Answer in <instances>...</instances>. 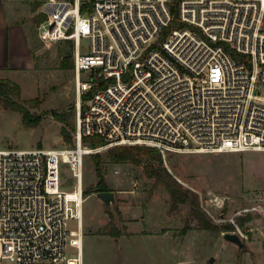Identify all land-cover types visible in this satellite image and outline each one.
Here are the masks:
<instances>
[{
  "label": "built area",
  "instance_id": "obj_1",
  "mask_svg": "<svg viewBox=\"0 0 264 264\" xmlns=\"http://www.w3.org/2000/svg\"><path fill=\"white\" fill-rule=\"evenodd\" d=\"M39 12L42 42L73 43L74 145L5 147L0 129V264H84L86 155L264 151V0H44ZM95 135L103 144L84 141Z\"/></svg>",
  "mask_w": 264,
  "mask_h": 264
},
{
  "label": "rangeland",
  "instance_id": "obj_2",
  "mask_svg": "<svg viewBox=\"0 0 264 264\" xmlns=\"http://www.w3.org/2000/svg\"><path fill=\"white\" fill-rule=\"evenodd\" d=\"M25 1L30 6H36L34 16L41 18L39 9L44 0ZM87 43L84 39L83 45ZM31 44L35 50L36 69L26 79L11 81L21 87V93L13 98L22 103L34 100L37 107L29 109L32 114L40 115L42 121L29 126L21 112L0 104L3 145L13 148L71 147L74 145L78 101L73 43L63 40L48 47L40 40L35 29ZM81 80L90 81V73L82 72ZM54 112L64 113L69 118L72 126L68 127L70 140L62 136L61 130L66 125L53 117ZM106 153L101 152L106 160V181L116 192L117 203L107 207L96 192H91L98 182L94 163L96 154L86 155L83 178L86 199L82 221L84 238L95 233L105 234L101 233L104 230L120 232L119 235L110 236H123L126 247L129 243L139 245V236L147 235L144 242L152 244L155 235L165 234L166 246L173 235L174 244L178 246V252H174L173 257L175 260L178 256L179 264H207L211 256L217 257L213 264H264V151H170L165 160L163 158L165 167L173 177L198 194L202 209L214 224L210 229L198 226L189 204H180L177 210H173L165 186L157 183L155 178H149L143 166L131 162H112ZM62 170L63 187L71 190L75 179L67 165H63ZM85 190L90 193L87 194ZM70 226L76 229V220H72ZM227 231L243 234L246 248L240 250L225 240L223 234ZM170 255L166 251L163 253L164 264H170ZM120 257V251L116 248L115 258L109 264H120ZM124 264L150 263L146 259L130 256Z\"/></svg>",
  "mask_w": 264,
  "mask_h": 264
},
{
  "label": "crops",
  "instance_id": "obj_3",
  "mask_svg": "<svg viewBox=\"0 0 264 264\" xmlns=\"http://www.w3.org/2000/svg\"><path fill=\"white\" fill-rule=\"evenodd\" d=\"M36 12V6H30L25 0H0V80L26 79L31 71L36 69L35 50L31 44V36L35 29L37 32V26L34 28L35 24H38L37 16H34ZM144 236L147 235L139 236L141 237L139 245L129 243L126 247L123 236L118 238L110 234L95 233L88 238L85 237L84 262L109 264L110 260L115 258V250L118 248L120 264H124L130 256L146 259L150 264H164L165 251L171 253L170 264H179L178 256L175 260L173 257L174 252H178L173 235L167 247L164 245L165 234L155 235L152 244L145 243L147 238Z\"/></svg>",
  "mask_w": 264,
  "mask_h": 264
},
{
  "label": "trees",
  "instance_id": "obj_4",
  "mask_svg": "<svg viewBox=\"0 0 264 264\" xmlns=\"http://www.w3.org/2000/svg\"><path fill=\"white\" fill-rule=\"evenodd\" d=\"M85 11V8H82ZM44 16L37 18V22L43 21ZM74 67V62H73ZM21 93V87L14 82L0 80V104L4 105L7 109L19 111L23 115L24 122L29 125H37L42 121L40 115L32 114L29 108L37 107L34 100H28L22 103L13 98L14 95ZM92 94V91L84 98H88ZM54 118L63 122L66 126L62 128V136L65 140L71 139V133L68 127H72L69 118L64 113L54 112ZM84 141L90 143L96 147L103 144V139L97 135L87 136ZM108 159L112 162H131L139 166L144 167V172L149 178H155L156 182L165 186L171 197V207L173 210H177L180 204H189L191 207V213L197 220L198 226L203 229H210L214 227L212 220L202 209L199 201V196L195 192L188 188H185L180 182H178L169 170L164 165V160L161 152L154 147L130 145V146H118L111 148L106 153ZM104 154L97 153L94 156L95 171L98 177L96 187L91 192L110 191L112 188L106 181ZM87 194L90 192L85 190ZM187 227V226H186ZM101 233L119 235L120 232L113 233L111 231H102Z\"/></svg>",
  "mask_w": 264,
  "mask_h": 264
},
{
  "label": "water",
  "instance_id": "obj_5",
  "mask_svg": "<svg viewBox=\"0 0 264 264\" xmlns=\"http://www.w3.org/2000/svg\"><path fill=\"white\" fill-rule=\"evenodd\" d=\"M71 55V54H70ZM96 196L105 203L107 207H111L112 205L117 203V196L114 190L110 191H99L95 193ZM225 240L236 245L240 250L246 248L247 244L244 241V237L238 231H227L223 234ZM216 256H211L208 259L207 264H213L216 261Z\"/></svg>",
  "mask_w": 264,
  "mask_h": 264
}]
</instances>
